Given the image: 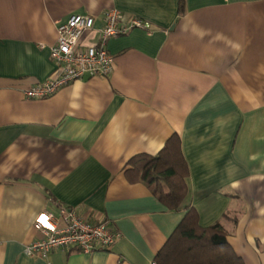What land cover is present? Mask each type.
Returning <instances> with one entry per match:
<instances>
[{
  "label": "crops",
  "instance_id": "0c3cea01",
  "mask_svg": "<svg viewBox=\"0 0 264 264\" xmlns=\"http://www.w3.org/2000/svg\"><path fill=\"white\" fill-rule=\"evenodd\" d=\"M111 8L151 27L109 40V76L26 97L62 73L59 25L90 14L99 27ZM174 135L190 174L169 209L127 170ZM63 208L122 237L28 255L38 216ZM192 209L203 226L224 219L246 264H264V0H0V264H157Z\"/></svg>",
  "mask_w": 264,
  "mask_h": 264
},
{
  "label": "built area",
  "instance_id": "2783aa9c",
  "mask_svg": "<svg viewBox=\"0 0 264 264\" xmlns=\"http://www.w3.org/2000/svg\"><path fill=\"white\" fill-rule=\"evenodd\" d=\"M96 24L94 15L74 14L59 25L51 57L62 68V73L56 79L33 85L25 91L26 97H49L75 80L109 76L115 64L109 40L134 28L151 27L145 18L126 16L118 8L108 9L102 16L101 26ZM35 228L43 235L29 243L26 252L39 258H46L56 248H74L87 253L106 250L122 237L109 220L89 221L74 208H63L62 220L53 212L44 211L38 216Z\"/></svg>",
  "mask_w": 264,
  "mask_h": 264
},
{
  "label": "trees",
  "instance_id": "16d2710c",
  "mask_svg": "<svg viewBox=\"0 0 264 264\" xmlns=\"http://www.w3.org/2000/svg\"><path fill=\"white\" fill-rule=\"evenodd\" d=\"M127 170L132 181H144L169 209H178L188 195L190 174L181 140L172 136L158 155H138ZM133 177L135 179L133 180ZM221 221L203 226L192 209L158 253L157 264H246L228 238Z\"/></svg>",
  "mask_w": 264,
  "mask_h": 264
},
{
  "label": "rangeland",
  "instance_id": "374dc122",
  "mask_svg": "<svg viewBox=\"0 0 264 264\" xmlns=\"http://www.w3.org/2000/svg\"><path fill=\"white\" fill-rule=\"evenodd\" d=\"M225 218V217H224ZM224 219H222V222L224 223V221H223Z\"/></svg>",
  "mask_w": 264,
  "mask_h": 264
}]
</instances>
